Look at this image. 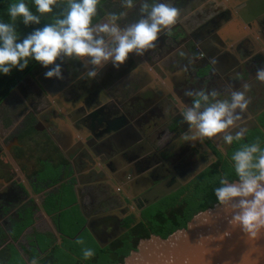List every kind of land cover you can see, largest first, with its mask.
Listing matches in <instances>:
<instances>
[{"label":"flooded vegetation","instance_id":"1","mask_svg":"<svg viewBox=\"0 0 264 264\" xmlns=\"http://www.w3.org/2000/svg\"><path fill=\"white\" fill-rule=\"evenodd\" d=\"M108 1H101V15L121 10L122 0L105 7ZM167 2L179 10L177 23L142 56L130 54L117 68L109 62L91 80L79 78L87 69L78 61L61 63L62 80L45 79L48 69L37 64L4 97L0 234L6 240L14 222L31 212L32 222L16 240L29 247L27 236L42 224V196L67 183L81 195L97 244L109 250L143 210L170 195L181 199L218 155L230 165L237 143L221 151L218 138L180 140L187 89L214 90L223 99L248 85L249 104L237 125L246 129L244 141L264 146V84L254 81L256 69L264 67V0ZM138 7L127 10L126 21L135 20ZM60 157L61 175L53 182L56 172L49 169Z\"/></svg>","mask_w":264,"mask_h":264},{"label":"clouds","instance_id":"2","mask_svg":"<svg viewBox=\"0 0 264 264\" xmlns=\"http://www.w3.org/2000/svg\"><path fill=\"white\" fill-rule=\"evenodd\" d=\"M137 4V17L126 21L127 10ZM57 7H62L58 14ZM101 9V0H63L62 5L58 0H8L0 16V76L13 69L21 72L32 61L48 69L43 73L45 79L62 80L61 63L71 60L87 69L79 78L91 80L107 63L117 68L130 54L142 56L154 48L160 36L171 34L179 15L167 0H122L120 11L103 10L101 15ZM46 14H53L52 22L42 23ZM18 23L39 27L21 37ZM254 81L264 84V67L256 69ZM247 89L244 85L223 99L214 90H185L190 102L180 108L186 125L180 140L203 143L218 138L221 151L238 144L228 157L234 179L220 175L213 194L230 213L229 225L239 227L247 240H258L264 236V146L244 141L246 129L237 125L249 104ZM74 243L82 246L83 260L93 257V249L83 246L82 239Z\"/></svg>","mask_w":264,"mask_h":264},{"label":"trees","instance_id":"3","mask_svg":"<svg viewBox=\"0 0 264 264\" xmlns=\"http://www.w3.org/2000/svg\"><path fill=\"white\" fill-rule=\"evenodd\" d=\"M7 2L8 0H0V16L4 14L3 10ZM62 3L63 0H58V4L62 5ZM61 10L62 7H57L54 11L58 14ZM53 19V14H46L42 23L52 22ZM33 27H39V25L25 27L18 23L17 30L23 37ZM36 65L37 63L30 61L29 67L23 71L17 72L13 69L9 75L0 76V103L16 83ZM57 160L58 162L49 169V171L54 169L56 172V175L53 176V182L59 179L56 176L61 175V168L64 163V159L61 157ZM226 162L218 155V158L201 171L184 190L181 199L178 198L179 195L177 194L170 195L143 210L140 220L128 227L121 237L110 243L111 248H114L113 251L110 250L111 248L109 250L101 249L89 230L81 229L85 219L78 205L75 204L76 196L73 189L70 185L67 186V183H61L59 193H52V191L45 193L42 196L41 204L43 210L50 215L60 240L57 241L56 236L49 231H33L27 236L31 245L29 247L20 245L27 256V261H25L14 245V241L32 222L31 212H26L23 220L14 222L12 230L8 234L10 241L6 240L3 234H0L2 240L0 241V264H31L33 259L36 260V264H116L122 262L129 251L136 247L139 239L146 238L150 234L166 237L175 229L184 227L197 211L210 207L217 202L213 194V187L218 186L216 179L220 175L234 179L231 166ZM77 238L84 241L83 246L93 249L92 258L88 260L81 258L82 246L74 243ZM3 241L6 242L3 244Z\"/></svg>","mask_w":264,"mask_h":264},{"label":"water","instance_id":"4","mask_svg":"<svg viewBox=\"0 0 264 264\" xmlns=\"http://www.w3.org/2000/svg\"><path fill=\"white\" fill-rule=\"evenodd\" d=\"M78 149L79 147L74 148V152H78ZM76 196L75 203L80 206V211L87 220L81 229H88L99 243L89 224V216L82 210L81 195ZM157 199L158 197H154L144 202V206ZM42 213L51 221L50 215L44 210ZM229 219L230 213L215 202L210 207L197 211L184 227L175 229L166 237L150 234L139 239L136 247L129 251L122 262L116 264H240L241 259L243 264H264V236L258 240H247L239 227L229 225ZM51 232L59 235L54 224ZM14 243L27 261L18 242Z\"/></svg>","mask_w":264,"mask_h":264},{"label":"rangeland","instance_id":"5","mask_svg":"<svg viewBox=\"0 0 264 264\" xmlns=\"http://www.w3.org/2000/svg\"><path fill=\"white\" fill-rule=\"evenodd\" d=\"M116 0H110V1H108L107 3H105L104 5H105V7H106V5L107 4H110V5H112L114 2H115ZM40 221H41V227H39V229H40V231H43V230H48V229H52V226H51V224H50V220L44 215V214H41V219H40Z\"/></svg>","mask_w":264,"mask_h":264},{"label":"crops","instance_id":"6","mask_svg":"<svg viewBox=\"0 0 264 264\" xmlns=\"http://www.w3.org/2000/svg\"><path fill=\"white\" fill-rule=\"evenodd\" d=\"M178 103H179V102H178ZM180 104H181V103H180ZM71 126H72V125H71ZM73 135H74V134H73ZM73 135H72V138H74ZM75 135H76V133H75ZM70 140H71V137H70ZM68 145H69V144H68ZM67 148H68V147H67ZM67 148H66V150H68ZM68 151H69V150H68ZM73 151H74V150H73ZM52 230H53V229H52Z\"/></svg>","mask_w":264,"mask_h":264}]
</instances>
